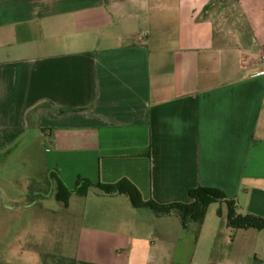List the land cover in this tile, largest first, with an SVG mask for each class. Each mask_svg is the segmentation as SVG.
I'll list each match as a JSON object with an SVG mask.
<instances>
[{
    "label": "crops",
    "instance_id": "1",
    "mask_svg": "<svg viewBox=\"0 0 264 264\" xmlns=\"http://www.w3.org/2000/svg\"><path fill=\"white\" fill-rule=\"evenodd\" d=\"M263 55L264 0H0V132L40 131L72 192L127 180L169 205L216 188L264 218ZM57 201L17 208L36 244L0 264H264V230L233 231L224 203L197 238L127 195Z\"/></svg>",
    "mask_w": 264,
    "mask_h": 264
},
{
    "label": "rangeland",
    "instance_id": "2",
    "mask_svg": "<svg viewBox=\"0 0 264 264\" xmlns=\"http://www.w3.org/2000/svg\"><path fill=\"white\" fill-rule=\"evenodd\" d=\"M41 134L32 129L12 137L0 132V260L18 257L19 250L28 255L36 244L27 235L34 212L17 208L32 201L53 210L59 205L51 180L49 146ZM36 258L41 263L40 256Z\"/></svg>",
    "mask_w": 264,
    "mask_h": 264
},
{
    "label": "trees",
    "instance_id": "3",
    "mask_svg": "<svg viewBox=\"0 0 264 264\" xmlns=\"http://www.w3.org/2000/svg\"><path fill=\"white\" fill-rule=\"evenodd\" d=\"M5 135L17 136L22 131L1 132ZM51 180L56 186V199L67 202L72 194L86 196L88 192L95 188L101 194L127 195L131 204L136 209L147 208L154 212L157 217L177 216L180 218L184 228L188 229L190 224L197 225L195 232L198 238L201 227L204 223L208 208L214 203H224L227 206V225L233 231L257 229L264 230V218H260L251 214L241 213L240 207L236 199L229 198L219 189L199 187L189 192L191 199L190 204L174 203L169 205H161L154 201H145L139 190L129 181L123 180L114 185H104L101 183H93L90 180L80 178L77 182L76 189L72 192L65 185L62 178L57 172L51 173ZM222 216V213L220 212ZM41 264H92L80 262L78 260L60 258L52 255H43ZM220 264V263H213Z\"/></svg>",
    "mask_w": 264,
    "mask_h": 264
},
{
    "label": "built area",
    "instance_id": "4",
    "mask_svg": "<svg viewBox=\"0 0 264 264\" xmlns=\"http://www.w3.org/2000/svg\"><path fill=\"white\" fill-rule=\"evenodd\" d=\"M142 40V39H141ZM262 61H263V63H264V55L262 56ZM264 75V70H262V71H259V72H256L255 74H254V76H263Z\"/></svg>",
    "mask_w": 264,
    "mask_h": 264
}]
</instances>
